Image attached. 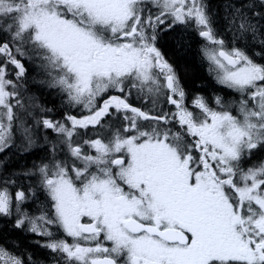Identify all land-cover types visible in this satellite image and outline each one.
<instances>
[{"label": "snow or ice", "instance_id": "1", "mask_svg": "<svg viewBox=\"0 0 264 264\" xmlns=\"http://www.w3.org/2000/svg\"><path fill=\"white\" fill-rule=\"evenodd\" d=\"M229 9L238 37L264 54V0ZM177 24L206 42L216 81L240 95L238 115L220 96L216 108L203 96L191 101L198 111L186 106L177 70L157 46ZM0 33L10 36L0 40V152L23 107L18 56L37 58L48 86L87 112L40 122L63 137L71 158L57 159L53 143L52 161L37 169L51 215H29L26 192L4 186L0 223L15 216L13 228L50 238L42 246L64 264H264V160L248 166L264 153V63L217 36L204 0H0ZM133 95L148 107L130 103ZM111 117L119 126L105 136ZM90 128L96 138L81 141L78 129ZM23 132L30 149L35 140ZM52 226L64 238H53ZM0 264L31 257L0 245Z\"/></svg>", "mask_w": 264, "mask_h": 264}, {"label": "trees", "instance_id": "2", "mask_svg": "<svg viewBox=\"0 0 264 264\" xmlns=\"http://www.w3.org/2000/svg\"><path fill=\"white\" fill-rule=\"evenodd\" d=\"M208 13L212 18L213 25H220L221 31L227 28L235 27L230 24L231 12L229 5L232 3H241L239 0H206ZM10 39L3 33H0V40ZM257 39H260L259 37ZM201 37L196 32L194 26L175 25L173 29L167 32H161L157 45L163 50L166 59L177 70L181 85L186 93H203L207 97L228 96L225 86L219 84L215 79L214 72L210 71L209 62L202 54ZM204 42V41H203ZM259 50L262 46L256 42ZM249 53V51L247 52ZM260 63H264L259 61ZM27 68V66H26ZM49 77L45 71H38L35 65L28 66L27 77L18 82V99L27 106L26 115H23V126H31L35 145L30 149L25 148L24 132L20 124V107H17L16 114L18 119L14 121L12 129L11 146L0 154V187L7 186L14 195L17 190H24L26 182H34L35 186L40 181L37 172L38 167L31 169L32 178H25V169L33 164L35 165L41 159L52 160L53 155L51 145L56 143V155H65L66 146L61 144L56 134L48 129H44L42 123L44 118L57 115V109L64 108V103L60 99L61 95L57 88L48 86ZM23 90L27 92L24 94ZM51 109V111H44ZM36 173V174H35ZM5 181H9L5 185ZM33 191V189H32ZM38 196L35 202L38 201ZM27 210V207H23ZM34 211L33 207L30 212ZM13 216L10 220L0 223V245L7 247L14 254L20 255L27 260L31 257V264H53L59 263L61 257L53 254L46 249H42L35 244L36 238L31 232H25L21 229L12 227ZM64 264V263H60Z\"/></svg>", "mask_w": 264, "mask_h": 264}, {"label": "flooded vegetation", "instance_id": "3", "mask_svg": "<svg viewBox=\"0 0 264 264\" xmlns=\"http://www.w3.org/2000/svg\"><path fill=\"white\" fill-rule=\"evenodd\" d=\"M239 1L242 2V0H239ZM204 3L206 4V1L205 0H204ZM215 28H216V31L220 35H222V36H227V35L228 36H238L236 34V32L233 31L232 28H227L226 31H221L220 25H218L217 23H216ZM222 39H224V38H222ZM5 40H10V39L9 38H6ZM224 40H225L226 44L228 45V47H232V46L240 47L237 43H235L233 41H227L226 39H224ZM17 58L18 59H21V61L25 65V68L27 66L26 73H25L24 77H22L21 79L27 77L28 66H31V64L35 65V67H36V69L38 71H41V72L44 71L41 68V66H40V61L37 58L31 57V54L25 55L24 57H19L18 56ZM254 60L257 63H260L258 60H256V59H254ZM11 78L15 79L14 76H12ZM133 91H135V90H133ZM26 92L27 91H25L24 94ZM226 92L228 93V96H226L224 98L222 96H220V97H222L223 100L226 103L231 104L232 105L231 111L233 112L234 115H238L236 105L238 104V101L240 99L239 93H236V92H234V91H232L230 89L226 90ZM113 94L120 95V93H113ZM60 95H61L60 99L64 103V108L57 109V115H54V116H48L47 115V118L54 119V120H61L63 122V118H64V115H65L66 112H69L70 114L76 115L78 118L81 117V116H83V115H87V112L82 111L79 107H72V106H70L68 104V99H67V96L66 95H64L61 92H60ZM194 96H203L204 99L207 101V103L209 104L210 107H212V108H216L217 107L216 104H215V102H214L215 101V97H217V96L207 97L203 93H198V94H196V93H186V101H185V103H186V106H188L190 110H194V109H192V105H191V101H192V99H193ZM101 99H103V97ZM129 102L132 103L134 106H137V107H141V108H145V109L148 107V105L142 104L141 101L135 97V95H133L132 97H129ZM160 103H161V105H163V110L164 111L174 110V106L166 104L165 101L163 100V98H161ZM194 111H198V110H194ZM105 119L108 121L109 125L112 126V127L106 128L104 130L105 136H106L109 132H111L113 130L114 127L119 126V121L115 117L105 118ZM102 123H103V121H102ZM170 127H173V126L170 125ZM44 129H46V128H44ZM48 130L52 131L51 129H48ZM174 130H179V126L176 125L174 127ZM78 132L80 133V140L81 141L83 139H87V138H96L94 136L93 131H92L91 128L88 130L87 133H85L84 130H80V129H78ZM56 137L59 139V141H62V139H63V137H59V136H57V134H56ZM73 139L76 140L77 137L74 136ZM83 150L84 151H88L91 154H94V152H92V150L88 149L87 145H84V149ZM56 158L59 159V160H69V161L71 160V158L68 156V153H66L65 155L57 154L56 155ZM261 160H264V153H261L259 156L254 157L252 159V161L249 163L248 166H251L252 164H257ZM51 161L52 160H46L45 158H43L38 163H36L35 165L33 164L29 168L25 169V171L26 172H29L31 169H35L36 166L39 167L41 164L50 163ZM77 164H79L78 161H77ZM29 177L32 178V175H26L25 176L26 179H29ZM32 189H33V191H32ZM23 191H25L26 192V195H28V197H29L28 204L24 206V207H27V212L28 213L30 212V208L32 207V205H34V207H35V205H37L38 211L40 210L41 213L42 212H47L49 215H51V209H50V203L51 202H50L49 198L47 197V194L41 188L40 181H38V184L36 186H35V183L34 182H32V183L31 182H26V185L24 186V190ZM33 192L35 193V195L32 194ZM37 196H38V198H37L38 201L35 202ZM51 230L54 232V237L53 238H56V239H58V238H64V234L62 233L61 230L55 228L54 226L51 227ZM33 236H34V238H36L37 240H39L41 242L42 249H46V250H48V251L51 252L50 249L44 248L42 246L50 238H48V237H42V236H37L35 234ZM68 240H69V242H71V238H68ZM51 253H53V252H51ZM53 254H56V253H53Z\"/></svg>", "mask_w": 264, "mask_h": 264}, {"label": "bare ground", "instance_id": "4", "mask_svg": "<svg viewBox=\"0 0 264 264\" xmlns=\"http://www.w3.org/2000/svg\"><path fill=\"white\" fill-rule=\"evenodd\" d=\"M206 1V0H205ZM235 3H236V1H235ZM206 5H207V1H206ZM207 9H208V6H207ZM153 11H155V9H153ZM215 26H216V24L215 25H213V27H214V30H215V32H216V34H217V36L218 37H220V38H224V39H226L227 41H233V42H235V43H237L239 46H240V48H243L246 52H248L249 51V55H251V56H253V58L254 59H256V60H258V61H262V62H264V54H262V55H255V53H260L261 51L259 50V47H258V45L256 44V42L255 41H253L252 39H251V37L249 36L247 39H240L238 36H222V35H220L217 31H216V28H215ZM234 26V25H233ZM165 26L164 25H161L160 26V28L162 29V28H164ZM235 27V26H234ZM174 28V27H173ZM172 28V29H173ZM235 37V38H234ZM202 40H203V38H201ZM158 41V40H157ZM204 41V40H203ZM203 41H201V44H202V47H204V45H205V41L203 42ZM157 46H159V45H157ZM161 49V48H160ZM161 51L163 52V50L161 49ZM163 54L165 55V53L163 52ZM165 57H166V55H165Z\"/></svg>", "mask_w": 264, "mask_h": 264}, {"label": "rangeland", "instance_id": "5", "mask_svg": "<svg viewBox=\"0 0 264 264\" xmlns=\"http://www.w3.org/2000/svg\"><path fill=\"white\" fill-rule=\"evenodd\" d=\"M25 91H26V90H23V91H21V92L24 93ZM17 98H18V97H17ZM27 106H28V104H27ZM27 106H23L22 108L20 107V114H19L20 121H24V120H23V115H24V114L26 115V109H27ZM16 109H17V108H16ZM16 109H14V111H16ZM21 127H22V129L24 128V126H21ZM25 127H26V125H25ZM28 128L30 129L31 135H33L31 126H29ZM7 148H9V147H7ZM7 148H6L3 152H0V154H3V153L7 150ZM30 197H31V196H30ZM27 204H28V201H27V203H25V204L23 205V207H24L25 205H27ZM32 207H33L34 211H33L32 213H29V215H31V216H38V215L41 214V211H40V210L38 211V209H37V205H35V207H34V205H32ZM36 241H39V240H36ZM39 242H40V241H39ZM35 244H38L39 247L42 248V247H41V242H40V243H36V242H35ZM60 263H64L63 259H61V261H60L59 263H53V264H60Z\"/></svg>", "mask_w": 264, "mask_h": 264}]
</instances>
